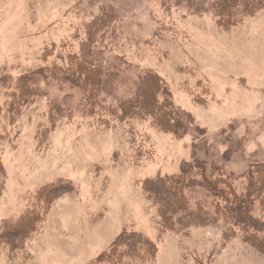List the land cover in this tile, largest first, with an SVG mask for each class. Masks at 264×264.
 <instances>
[{
  "label": "rangeland",
  "instance_id": "1",
  "mask_svg": "<svg viewBox=\"0 0 264 264\" xmlns=\"http://www.w3.org/2000/svg\"><path fill=\"white\" fill-rule=\"evenodd\" d=\"M195 1L0 0V264H264L244 227L173 226L146 190L204 162L246 194L264 166V8L229 20ZM119 61L160 75L187 124L122 114L89 78ZM47 185L74 190L48 211ZM35 206L45 219L19 238ZM126 231L154 245L117 250Z\"/></svg>",
  "mask_w": 264,
  "mask_h": 264
},
{
  "label": "trees",
  "instance_id": "2",
  "mask_svg": "<svg viewBox=\"0 0 264 264\" xmlns=\"http://www.w3.org/2000/svg\"><path fill=\"white\" fill-rule=\"evenodd\" d=\"M212 1L216 6H220L223 11L222 16H226L229 20L236 18L242 9L251 13L256 9L264 8V0H201L194 6L206 10ZM131 70L133 69L129 65L121 62L116 65L114 62L111 70L100 67L92 70V76L89 78L92 80L91 84L96 85L98 89L117 97L119 103L115 107L122 114L137 116L145 113L155 117L161 126L171 124L175 125L176 129H182L185 123L187 124L186 117L176 105L172 91L162 77L152 71H138L135 79H131L127 73ZM123 79L128 82L134 81L133 86L121 96L119 84ZM30 81L38 83L41 79L32 77ZM4 171L5 165L0 160V175ZM250 175L251 183L248 193L239 194L229 181V177L220 169L212 177L207 165L199 162L197 166L186 168L181 174L149 179L146 190L160 207L165 220L173 226L178 223L192 226L217 224L222 219H226L230 224L244 227L248 232L249 241L264 252V215L256 213L258 201L261 200L264 203V166L256 167ZM66 188L68 187L65 185H47L41 190L40 197L46 198L48 211L53 208L59 198L67 194L69 190H74ZM195 194L201 196L196 206L193 201ZM205 197L209 198L208 205L204 200ZM45 216L40 215L37 206L23 215L16 223L19 238H31L38 231L39 224L44 221ZM137 238L143 246L154 245V242L144 235L126 231L115 247L117 250L124 246L131 247V243ZM15 244L17 245L18 242ZM17 248L23 247L17 246Z\"/></svg>",
  "mask_w": 264,
  "mask_h": 264
}]
</instances>
